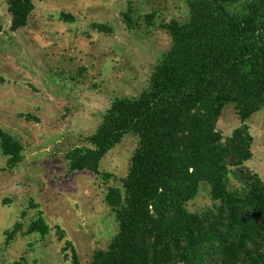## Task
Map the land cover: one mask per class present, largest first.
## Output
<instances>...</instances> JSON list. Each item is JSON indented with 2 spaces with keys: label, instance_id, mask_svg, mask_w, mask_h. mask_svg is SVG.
<instances>
[{
  "label": "trees",
  "instance_id": "trees-1",
  "mask_svg": "<svg viewBox=\"0 0 264 264\" xmlns=\"http://www.w3.org/2000/svg\"><path fill=\"white\" fill-rule=\"evenodd\" d=\"M4 1L9 29L24 27L33 0ZM185 3L186 21L160 23L170 46L151 65L148 87L114 97L96 129L66 153L70 172L89 171L107 181L112 174L99 170L101 158L125 134L137 138L120 185L104 195L117 232L93 252L90 264H264V182L245 167L253 157L247 120L264 107V0ZM58 16L74 20L69 13ZM123 17L131 28L130 14ZM156 17L144 15L149 25ZM91 28L112 32L99 23ZM228 102L239 125L226 137L217 121ZM0 149L9 168L23 158V144L2 128ZM230 174L242 189L230 188ZM203 182L213 205L190 211L187 203ZM19 228L16 223L7 235ZM47 229L39 217L27 232ZM68 247L71 264H79L69 241L62 251Z\"/></svg>",
  "mask_w": 264,
  "mask_h": 264
},
{
  "label": "rangeland",
  "instance_id": "rangeland-1",
  "mask_svg": "<svg viewBox=\"0 0 264 264\" xmlns=\"http://www.w3.org/2000/svg\"><path fill=\"white\" fill-rule=\"evenodd\" d=\"M24 27L9 29L10 14L0 0V128L24 146L23 158L7 167L0 149V264H79L117 232L114 214L104 200L109 186H119L136 146L132 133L100 160L105 181L89 171H69L66 153L83 144L114 97L135 96L148 87L150 67L170 46L161 22L188 18L185 0H33ZM74 16L59 19V13ZM129 13L128 28L123 14ZM156 13L149 25L144 15ZM112 28L99 32L91 24ZM28 116V117H27ZM253 157L245 167L264 182V107L248 120ZM239 125L232 102L217 121L223 136ZM230 188L242 189L230 174ZM209 185L200 183L190 211L212 207ZM42 218L47 230L27 232ZM16 223L19 231L8 236ZM59 231L64 232L58 238ZM66 254V255H64Z\"/></svg>",
  "mask_w": 264,
  "mask_h": 264
},
{
  "label": "crops",
  "instance_id": "crops-1",
  "mask_svg": "<svg viewBox=\"0 0 264 264\" xmlns=\"http://www.w3.org/2000/svg\"><path fill=\"white\" fill-rule=\"evenodd\" d=\"M35 8V7H34Z\"/></svg>",
  "mask_w": 264,
  "mask_h": 264
}]
</instances>
